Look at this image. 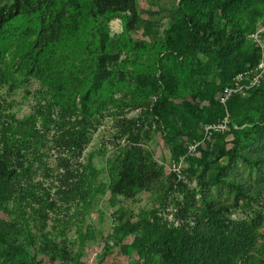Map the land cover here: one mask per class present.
Here are the masks:
<instances>
[{"label": "rangeland", "instance_id": "1", "mask_svg": "<svg viewBox=\"0 0 264 264\" xmlns=\"http://www.w3.org/2000/svg\"><path fill=\"white\" fill-rule=\"evenodd\" d=\"M8 1L12 3V0ZM88 1L55 0L51 9H38L33 13L19 8L0 21V100L4 101L6 111L17 113L18 118L32 112L37 129H43L48 139L43 162L51 170L46 172L43 166L34 164L35 183L39 189L46 190L45 203L52 204L45 210L44 221L27 209L24 220L18 219V223L37 237L47 233L56 243L65 245L68 264L75 258L81 264H143L134 253L124 249L130 246L134 235L121 237L118 227L126 220L136 223L156 211L172 182L169 178L171 162L201 133L204 123L186 130L177 128L181 125L177 120L176 129H173L175 135L172 131L169 134L157 129V122L147 113L154 95L145 96L137 88L133 89L135 79L138 75L157 74L160 69L173 71L181 77L180 96L187 100L194 97L200 108L205 104L197 92L199 80L195 76L187 78L184 64L168 59L167 55L161 56L163 33L178 19L179 0H134V14H119L105 25L110 55L106 73L113 79V85L103 91L101 104L93 105L87 114H82L80 99L85 85L92 79L100 53L98 29L104 24L103 18L86 16L82 6ZM56 15L64 25L58 35L47 31ZM129 18L134 21L131 30L126 28ZM262 22L264 18L258 25ZM35 56L37 64H33ZM208 79L215 80L214 85L221 82L215 72L210 73ZM203 113L201 111L202 119L205 118ZM82 120L88 124V142L81 154L54 143L61 132ZM127 128L130 130L121 134ZM130 137L137 138V142ZM214 140H209L191 162L182 166L183 169L200 172L205 161L208 174L214 173L220 180L233 176L240 178L247 192L254 186L264 191V163L253 166L239 158L219 154L213 150ZM130 146L140 148L143 156L153 162L149 172L154 175L148 173L150 180H144L145 186L131 192L130 197L112 196L109 186L115 170L120 168L122 150ZM251 152L250 149L246 151ZM65 165L69 170L83 172L82 185L77 183L73 187L74 183L70 181L68 187L62 184V167ZM191 186L199 193L197 182ZM78 188L87 191L86 203L73 196ZM207 189V197L213 199L215 206L229 208L224 215L233 222H250L256 215L254 211L264 217V192L247 206L234 188L222 182H211ZM173 196L177 201L182 200L181 194ZM195 200L197 208L205 207L198 195ZM168 209L163 215L171 221ZM120 214L121 219L118 218ZM200 215L203 214L200 212ZM3 217L10 220L8 216ZM115 234L119 237L118 245ZM254 238L255 250L248 262L264 264V223L254 229ZM28 251L34 252L32 248ZM57 256L53 264L65 263L60 254ZM38 259L42 257L39 255ZM150 264L160 263L158 259H151Z\"/></svg>", "mask_w": 264, "mask_h": 264}, {"label": "trees", "instance_id": "2", "mask_svg": "<svg viewBox=\"0 0 264 264\" xmlns=\"http://www.w3.org/2000/svg\"><path fill=\"white\" fill-rule=\"evenodd\" d=\"M8 2L0 0V21L19 8L27 13L51 9L55 0ZM82 8L86 16L104 19V24L98 29L100 53L96 58L92 79L85 85L80 99V112L87 114L93 105L102 103L103 91H108L113 85V79L106 73L110 55L107 53L105 25L119 14H134V0H89ZM177 10L178 19L163 33L164 51L161 56L167 55L168 59L184 64L187 78L195 76L199 80L197 92L205 106L200 108L196 105L197 99L194 97L187 100L180 96L181 77L173 71L160 69L158 75H138L133 87L145 96L154 95L153 104L150 103L147 113L157 122V129L169 134L176 129L177 120L181 124L177 128L187 130L201 122L203 126L217 123L224 117L219 94L235 75L257 64L258 49L249 35L264 24L258 25L264 18V0H179ZM133 22V19H127L126 28L133 29ZM74 27H77L75 23ZM63 29L64 25L56 15L47 31L58 35ZM38 53L36 56L39 58ZM36 56L33 64H37ZM214 72L221 80L217 85H214L215 80L208 79L209 74ZM201 111L204 112L203 119ZM227 111L230 119L227 131L206 139L196 154L209 140L215 139L213 150L219 154L239 158L248 165L264 163V81L246 97L231 98L227 103ZM86 122H76L75 126L61 132L54 143L77 155L81 154L88 142ZM36 124L37 120L31 111L22 119L18 118L17 113H8L4 101L0 100V264H53L58 254L65 259L63 264H68L65 245H59L47 233H40L41 236L37 237L29 228L18 223V219L24 220L27 209L44 221L46 208L52 207V204L45 203L44 198L48 197L46 190L39 189L33 178L36 170L34 164L43 166L46 172L51 171L47 163L43 162L48 139L43 129H37ZM128 130L130 128L121 134ZM130 139L137 142V138ZM200 139L201 133L190 140L174 157L170 167L177 165L181 157L184 158L182 166L191 162L195 155L187 154V146ZM249 149L253 152L246 153ZM122 154L120 168L115 170L109 191L112 196L130 197L131 192L145 186L144 180H150L147 175L154 165L148 157L143 156L140 148L125 147ZM207 164L203 161V170L200 172L181 167L180 172L176 173L169 167L172 182L156 211L136 223L126 220L118 227L121 237L134 235L130 246L124 249L134 253L137 260L140 259L143 264H150L151 259H158L160 264H249L250 255L255 250L254 229L264 223V217L254 211L256 215L250 222L229 220L224 215L229 212V208L225 205L215 206L213 199L207 197V188L211 182H222L234 188L247 206L264 191L254 186L247 192L241 179L234 176L220 180L216 174L207 173ZM62 168V184L65 187L70 186L69 181L74 183L73 187L77 183L82 185L83 172L69 170L66 165ZM193 182H197L199 193L192 190ZM39 191L42 193L39 194ZM171 193L181 194L182 200L177 201ZM87 195V191L82 192L78 188L73 196L86 203ZM197 195L204 208L196 207ZM168 208L172 221L163 215ZM4 215L10 220L6 221ZM118 218L121 219L122 215ZM114 239L118 240L115 243L118 245L117 234ZM28 248L34 250L33 254L29 253ZM39 255L42 259H38ZM71 264L81 263L75 258Z\"/></svg>", "mask_w": 264, "mask_h": 264}, {"label": "built area", "instance_id": "3", "mask_svg": "<svg viewBox=\"0 0 264 264\" xmlns=\"http://www.w3.org/2000/svg\"><path fill=\"white\" fill-rule=\"evenodd\" d=\"M249 38L258 49L257 64L252 69L243 71L235 75L232 78L231 83L222 89L219 94V102L224 108V117L217 123L205 124L202 127L201 139L199 141H194L187 146L188 155H196L198 147L206 139L211 138L216 134H223L227 131L230 123L229 114L227 111V103L231 98L246 97L251 91L259 88L264 81V24L256 31L252 32L249 35ZM183 160L184 158L181 157L178 164L173 165L171 169L174 172L179 173L183 164Z\"/></svg>", "mask_w": 264, "mask_h": 264}]
</instances>
